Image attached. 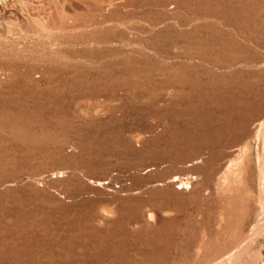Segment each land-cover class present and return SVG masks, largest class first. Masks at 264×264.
Returning <instances> with one entry per match:
<instances>
[{"label":"rangeland","instance_id":"374dc122","mask_svg":"<svg viewBox=\"0 0 264 264\" xmlns=\"http://www.w3.org/2000/svg\"><path fill=\"white\" fill-rule=\"evenodd\" d=\"M263 123L264 0H0V264H264Z\"/></svg>","mask_w":264,"mask_h":264},{"label":"bare ground","instance_id":"6f19581e","mask_svg":"<svg viewBox=\"0 0 264 264\" xmlns=\"http://www.w3.org/2000/svg\"><path fill=\"white\" fill-rule=\"evenodd\" d=\"M5 3H6V2H5ZM93 6H94V5H93ZM87 7H88V6H87ZM2 9H3V8H2ZM51 12H52V11H51ZM9 23H10V22H9ZM13 24H14V23H13ZM7 27H8V26H7ZM7 36H8V35H7ZM263 124H264V123H263ZM262 149H263V148H262ZM262 151H263V150H262ZM259 180H260V179H259ZM177 181H178V180H177ZM262 188H263V186H262ZM263 189H264V188H263ZM263 192H264V191H263ZM263 196H264V195H263ZM260 198L263 199L262 197H260ZM261 199H260V200H261ZM260 203H262V202L260 201ZM261 206H263V205H261ZM263 209H264V206H263ZM260 212H262V211H260ZM262 214H263V213H262ZM260 216H262L261 213H260ZM261 219H262V218H261ZM258 221H259V220H258ZM223 223H224V222H223ZM251 233H252V232H251ZM250 238H251V237H250ZM252 238H253V237H252ZM247 239H248V238H247ZM249 240H250V239H249ZM251 240H252V239H251ZM244 242H245V241H244ZM248 242H249V241H248ZM243 245H244V244H243ZM247 246H248V245H247ZM237 249H238V248H237ZM239 250H240V249H239ZM234 254H235V253H234ZM234 254L232 255L233 257L235 256ZM232 256H231V257H232ZM240 256H241V255H240ZM240 256H239V257H240ZM242 256H243V255H242ZM239 257H238V258H239ZM227 258H228V257H227ZM229 259H230V257H229ZM232 259H233V258H232ZM232 259H230V260L232 261ZM234 259H235V258H234ZM234 259H233V260H234ZM236 259H237V258H236ZM241 259H242V258H241ZM254 259H255V258H254ZM230 260H229V261H230ZM226 261H228V260H226ZM229 261H228V262H229ZM244 261H245V260H244ZM256 261H257V260H256ZM222 262H223V261H222ZM238 262H239V261H238ZM224 263H227V262H224ZM224 263H223V264H224ZM221 264H222V263H221ZM227 264H228V263H227ZM248 264H249V263H248Z\"/></svg>","mask_w":264,"mask_h":264}]
</instances>
